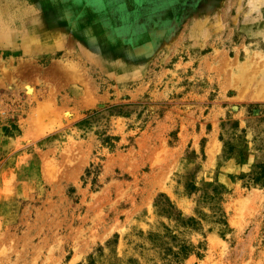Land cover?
<instances>
[{"label":"rangeland","instance_id":"obj_1","mask_svg":"<svg viewBox=\"0 0 264 264\" xmlns=\"http://www.w3.org/2000/svg\"><path fill=\"white\" fill-rule=\"evenodd\" d=\"M0 264H264V0H0Z\"/></svg>","mask_w":264,"mask_h":264},{"label":"bare ground","instance_id":"obj_2","mask_svg":"<svg viewBox=\"0 0 264 264\" xmlns=\"http://www.w3.org/2000/svg\"><path fill=\"white\" fill-rule=\"evenodd\" d=\"M29 91L31 92L32 90H31V89H29Z\"/></svg>","mask_w":264,"mask_h":264}]
</instances>
